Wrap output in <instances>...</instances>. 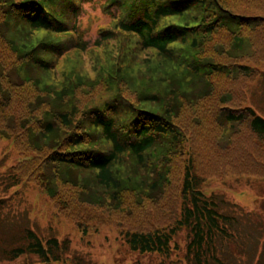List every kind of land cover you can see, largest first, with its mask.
I'll return each mask as SVG.
<instances>
[{
  "label": "trees",
  "instance_id": "16d2710c",
  "mask_svg": "<svg viewBox=\"0 0 264 264\" xmlns=\"http://www.w3.org/2000/svg\"><path fill=\"white\" fill-rule=\"evenodd\" d=\"M87 1L0 0V137L14 136L20 153L35 154L12 166L0 178V185L8 190L30 180L53 198L56 182L63 181L62 170L90 171L97 184L118 200L123 190L139 189L133 179L139 174L120 177L115 171L128 156L140 168L149 157L158 160L159 175L152 184L157 191L168 181V155L189 153L179 187L180 212L174 222L152 230L141 225L128 228L124 239L132 250L168 257L175 236L185 229L189 263L234 264L237 258L229 263L227 248L238 244L241 258L244 246L238 226L242 216L249 215L223 196L203 192L205 178L196 169L197 155L183 142L178 113L182 106L189 107L185 100L190 96L203 126L208 128L215 120L225 127L228 138L264 147V116L248 105L250 84L259 79L258 65L264 61V0H122L126 15L117 19L116 29L137 36L142 49L157 51L168 63L184 64L189 76L185 73L173 83L166 105L160 94H143L145 101L162 102L163 110L142 106L118 91L81 113L70 88L46 86L39 88L40 97H34L32 86L40 85L37 77L52 67V59L47 58L62 56L69 45L85 51L88 42L50 40L29 50L27 44L15 42L9 30H24L26 35L29 30H45L57 37L78 35L77 16ZM66 10L75 17L74 23L64 20ZM184 17L182 23L170 20ZM115 35L114 30H104L94 45L101 46ZM40 53H46L45 58L37 56ZM13 119H18L17 124ZM216 140L209 143L217 144ZM53 168L54 180L49 181ZM0 219L7 222L0 233V264L22 257L27 264H89L71 253L69 238L40 234L5 197H0ZM260 237L264 238L263 231ZM260 237L252 240L254 252L248 264H262L264 239L262 243Z\"/></svg>",
  "mask_w": 264,
  "mask_h": 264
},
{
  "label": "rangeland",
  "instance_id": "374dc122",
  "mask_svg": "<svg viewBox=\"0 0 264 264\" xmlns=\"http://www.w3.org/2000/svg\"><path fill=\"white\" fill-rule=\"evenodd\" d=\"M122 4V0L83 2L76 20L78 35L61 34L57 37L49 31L32 32L28 28L26 35L24 30H9L15 42L27 44L29 50L50 40L68 44L67 41L72 39L89 44L85 51L69 45V51L62 56L47 58L52 59L49 61L52 67L37 77L40 85L32 86L34 97H40L39 88L68 87L75 91L76 105H81L82 113L85 108L99 105L122 91L142 106L163 110L162 102L145 101L143 94H160L166 105L171 101L173 83L185 73L188 75V71L184 64L168 63L153 49H142L137 36L116 29L117 19L126 15ZM60 9L64 10L62 7ZM69 19L75 22L73 14L66 10L64 20L68 22ZM185 19L187 17L170 20L182 23ZM108 29L116 32L115 37L101 46L94 45L101 32ZM44 54L37 56L45 58ZM258 67L261 75L250 84L248 105L264 116V61ZM68 81L71 84H67ZM138 95L142 98H138ZM186 98L189 107L182 106L178 113L185 135L183 142L186 148L191 149L189 152L197 155L196 169L205 178L203 192L208 196H223L249 215L242 216L241 225L238 226L244 246L241 258L237 254L238 244L231 243L227 248L231 253L229 263L237 258L234 264H248L254 252L253 238L260 237L262 231L264 233V147L228 138L225 127L215 120L210 127L203 126L194 114L191 97ZM221 105L222 102H219L216 106L217 116H220ZM206 109L203 110L204 114ZM213 116L207 117L212 119ZM13 121L17 124L18 119ZM213 138L217 139V144L209 143ZM34 155L32 151L20 153L15 147L14 136L0 137V178L12 166ZM188 156L189 153L181 155V152L176 154L175 151L168 155V181L157 191L153 190L152 184L159 175L158 160L149 157L147 165L140 168L128 156L115 171L120 177L139 174L133 177L139 189L123 190L118 194V200L97 184L93 172L71 169L62 170L63 177L57 172L63 181L56 182L53 198L46 189L30 180H23L8 190L0 185V197L8 198L15 211L22 212L24 218L28 217L40 234L55 235L61 240L69 238L71 253L84 257L89 264H191L185 256L189 240L185 229L175 236L173 251L168 257L132 250L123 236L128 228H139L141 225L146 230H152L174 222L180 212L179 187ZM55 171L53 168L49 181L54 180ZM4 224L7 222L0 219V233L4 232ZM260 239L263 243L264 238ZM261 262L264 264V257ZM27 263L22 257L12 264Z\"/></svg>",
  "mask_w": 264,
  "mask_h": 264
}]
</instances>
